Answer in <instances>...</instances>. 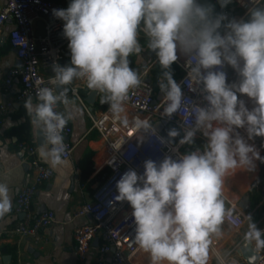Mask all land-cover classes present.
<instances>
[{"label":"clouds","instance_id":"1","mask_svg":"<svg viewBox=\"0 0 264 264\" xmlns=\"http://www.w3.org/2000/svg\"><path fill=\"white\" fill-rule=\"evenodd\" d=\"M229 2L220 0L221 7ZM211 13L210 7L197 0H71L66 9H53L54 17L64 21L70 66L54 64L49 80L54 87L39 88L37 102L28 96L24 103L31 125L44 136L37 149L39 157L54 170L71 167L64 158L67 146L62 135L73 118L67 109V85L80 79L88 89L103 94L101 104H108V111L127 128L125 101L129 91L141 84L129 61L133 53L143 51L139 32L143 31L148 49L164 69L158 80L164 116L170 118L183 107L181 86L170 71L178 51L195 58L188 75L203 85L201 93L207 103L195 110L179 144H194L200 132L207 138L203 150L196 148L175 160L167 156L159 164L147 160L143 174L129 169L116 185L114 200L131 206L134 240L149 255L150 264H208L225 217L232 215L223 198L225 178L240 169L254 170L253 161L264 160L236 131L246 127L249 140L264 137V8L250 9L247 22L230 20L224 25L228 29L224 35L218 29L227 17L213 18ZM225 63L238 73V83L226 82ZM238 93L251 98L255 107L249 110ZM61 103L67 114L56 110ZM131 123L137 130L152 128L147 118L135 117ZM179 135L177 129H170L169 142ZM11 209L9 187L0 182V217ZM246 219L244 241L260 253L264 230L257 228L251 216ZM217 260L218 264H239L219 253Z\"/></svg>","mask_w":264,"mask_h":264},{"label":"built area","instance_id":"2","mask_svg":"<svg viewBox=\"0 0 264 264\" xmlns=\"http://www.w3.org/2000/svg\"><path fill=\"white\" fill-rule=\"evenodd\" d=\"M197 3L213 6L216 10L215 17L226 16L227 19L222 21V24H227L236 10H241L245 15H249V10L253 7L264 6V0H234V5L231 7H221L220 0H197ZM53 9L66 8L49 0H38V2L37 0H1L0 36L5 25L11 22L13 27L7 33V37L19 63L18 67L6 72L2 90L4 93L9 92L14 80H18L20 90L14 98V103H25L28 96L37 102L36 94L39 88L54 87L49 83L51 77L45 78L41 74V70L53 69L54 64H60L62 50L68 46L69 41L63 35L64 21L54 17ZM39 21L44 26L45 35L43 38H36L34 35L36 23ZM194 62V57L187 56L183 62L175 63L181 72L178 84L181 86L184 99L181 110L170 118L163 114V97L161 100L155 101L156 92L153 85L147 80V71L140 74V86L129 91V97L124 105L130 120L127 128L121 126L119 121L108 111L109 108L97 117L90 115L82 98L86 85L83 80L76 79L75 83L67 85L71 96L90 118L91 129L101 142L102 159L98 163L99 168L108 171V174L96 184L91 201L82 205L73 215V217L89 216L92 221L89 226L76 229L73 235L75 252L80 260L86 257L92 243L98 239L101 245L97 251V264H102L107 256L110 257L111 264H134L133 259L139 249L134 240L135 223L131 215L132 208L127 201L114 200V197L118 195L116 185L120 177L129 169L135 170L138 175L143 174L144 162L147 160H153L159 164L167 156L175 160L185 154L183 149L186 144H179V140L184 135V127L189 126L194 120L195 110L199 106H206L207 103L203 100L201 93L203 85L196 84L188 75L189 66ZM241 66H243V62ZM222 70L227 73V83L239 82L238 73L230 65L225 63ZM232 74L237 77L234 82H231ZM237 95L249 110L255 107L251 98L244 94L238 93ZM9 108L10 105H4L0 108V113L5 114ZM56 110L59 111L58 105ZM135 117L147 118L151 125L154 122L165 121L171 129H177L181 133V137L175 142H169L153 127L137 130L131 123ZM237 130L242 136L248 138L246 127ZM70 133L71 129L66 125L62 135L65 137L67 146L64 154V158L67 160L71 158L73 150L67 141ZM161 137L164 138V143L160 142ZM18 150L26 156L31 171V181L18 192L15 198V213L21 215L22 219L16 222L10 233L16 238L29 239L38 243L42 240L43 230L59 224L52 212H46L37 217L32 216L31 213L34 196L39 187L52 179L53 173L36 158L34 147L19 144ZM226 208L232 210V215L225 217L222 226L229 229L230 236H237L248 222L246 216L250 215L229 202H226ZM256 225L258 229L264 230V219L258 221ZM128 237L133 238L128 239ZM243 244H245L244 236L233 251L238 250ZM212 246L214 247L215 244ZM252 251L257 255L256 264H264V251L257 253L253 248ZM241 260L243 264H246L243 259ZM13 264L21 263L15 261Z\"/></svg>","mask_w":264,"mask_h":264},{"label":"crops","instance_id":"3","mask_svg":"<svg viewBox=\"0 0 264 264\" xmlns=\"http://www.w3.org/2000/svg\"><path fill=\"white\" fill-rule=\"evenodd\" d=\"M49 1L64 8H67L71 2V0ZM199 5L210 7L212 9L211 15L215 18L216 10L213 6L209 4ZM233 5L234 0H230L226 6L231 7ZM246 18H250V15H245L241 10H236L231 15V20L239 21V19H242L245 21ZM224 25L226 24L221 23V28L218 29L221 35L226 34L228 31ZM12 27V23L8 22L0 36V108L4 105H10L5 114L0 113V182L8 185L12 201L11 211L0 217V264H13L15 261H19L21 264H97V251L101 245L98 239L92 243L83 260H80L76 255L73 242L74 232L78 228L89 226L92 221L89 216L73 217V215L82 205L91 201V195L96 184L108 174L107 170H100L98 164L102 159L101 142L97 134L91 129L92 124L87 113L75 101L70 94V90H68L67 98L69 104L67 109L73 112V118L67 124L71 129L67 141L73 148L71 158L68 160L71 167H60L54 170L39 157L36 135L37 133L42 134V132H39L38 129L31 125L24 103L13 107L16 104L14 103V98L20 90L18 80H14L9 92L4 93L2 90V82L6 72L19 65L7 37V33ZM138 38L143 51L140 54L133 53L129 57L130 67L136 69L139 75L147 71V80L154 87L156 92L155 101L157 102L164 95L158 85V80L163 78L162 72L164 69L159 65L155 52L148 49V40L143 31L139 32ZM177 55L178 59L171 65L170 71L178 83L181 72L175 63L183 62L187 56L179 51ZM70 63L71 52L66 46L62 50V60L59 65L70 66ZM41 74L45 78L54 76L53 69L41 70ZM231 78V82H234L237 77L232 74ZM73 83H75V80ZM67 88L69 89V87ZM91 92L95 93L92 109L84 101ZM102 95L88 89L85 85L82 98L86 110L92 117L99 116L100 113L109 108L108 104H101ZM33 103L36 102L33 101ZM58 108L59 112L67 114L64 104H58ZM198 135L200 137L203 136L200 132ZM19 144H27L34 147L36 149V158L53 173L52 179L39 187L34 196L31 204V213L32 216L37 217L40 214L52 212L59 224L43 230L41 233L42 240L38 243H34L29 239L16 238L10 233L16 222L22 219L21 215L15 213V198L18 192L31 181L29 164L25 154L18 150ZM257 147L260 153L264 154V137L258 136ZM228 177L225 180L223 189L225 207L226 202L237 205L242 211L251 216L255 224L264 219V170L261 171L258 167H255L254 170L240 169ZM245 197L246 209L244 210L240 205ZM221 228L222 234H225L227 230L229 231L223 226ZM247 230L248 222L244 225L239 235L230 236L229 233L227 237H220L221 241L215 247L216 249L213 246L210 248L208 264H218V250L219 254L225 259L235 258L239 264H243L242 258L238 255V250L233 251V249ZM133 263L150 264V257L147 253L139 250L133 259ZM102 264H111L110 257L107 256Z\"/></svg>","mask_w":264,"mask_h":264},{"label":"water","instance_id":"4","mask_svg":"<svg viewBox=\"0 0 264 264\" xmlns=\"http://www.w3.org/2000/svg\"><path fill=\"white\" fill-rule=\"evenodd\" d=\"M249 20H250V18H246L245 22H247ZM34 35L36 38H43L44 37V35H45L44 26L41 22L36 23V31H35ZM94 99H95V93L91 92L86 97V99L84 100L85 103L90 107V109H92V107L94 106ZM19 105H20V103H16L13 105V107H17ZM166 125L167 124L165 121H160V122L154 123L152 127L156 132L161 133L162 129ZM36 138H37V145L38 146H40L41 144L44 143V137L41 133H37ZM245 202H246V197L244 198L242 204L240 205V207L244 210L246 209L245 208L246 207ZM238 255L244 260V262L246 264H256V262H257V255L252 251L251 246H247L246 243L239 247Z\"/></svg>","mask_w":264,"mask_h":264},{"label":"rangeland","instance_id":"5","mask_svg":"<svg viewBox=\"0 0 264 264\" xmlns=\"http://www.w3.org/2000/svg\"><path fill=\"white\" fill-rule=\"evenodd\" d=\"M236 131L238 132V130L236 129ZM240 134V133H239ZM197 136V138L198 137H200L198 134L196 135ZM195 136V137H196ZM240 136H242L241 134H240ZM245 140H246V142L248 143V144H250V145H253L254 147H255V149H256V151L257 152H259V154H260V156L262 157V158H264V154H262V153H260V151H259V149H258V147H257V143H258V136L257 137H254L252 140H249L247 137H245V136H242ZM201 139H203V140H206L207 138L206 137H204V136H202V137H200ZM202 151V150H201ZM253 163H254V165H255V167H258L259 168V170H264V160H254L253 161ZM229 177L227 176L226 178H225V180H227ZM227 230V229H226ZM229 231L227 230V232H225V234H222V236H221V238H223V237H227V235H229ZM221 238H218V239H215L214 240V244H215V246H214V248L216 247V246H218L219 245V243H220V241H221ZM225 239V238H224ZM216 242V243H215ZM216 249V248H215ZM221 251V250H220ZM218 253H219V250H218Z\"/></svg>","mask_w":264,"mask_h":264},{"label":"trees","instance_id":"6","mask_svg":"<svg viewBox=\"0 0 264 264\" xmlns=\"http://www.w3.org/2000/svg\"><path fill=\"white\" fill-rule=\"evenodd\" d=\"M171 129L170 126H165L163 129H162V136H164L167 140H170V138L168 137V132L169 130ZM180 133V132H179ZM181 137V133L179 136L175 137V138H171V141L172 142H175L177 140H179ZM207 142L205 140H202V139H196L194 144H191V145H188L186 144L184 146V149H183V152L184 153H187V152H190V151H193L195 150L196 148H200L201 150L203 149V146L206 144Z\"/></svg>","mask_w":264,"mask_h":264},{"label":"bare ground","instance_id":"7","mask_svg":"<svg viewBox=\"0 0 264 264\" xmlns=\"http://www.w3.org/2000/svg\"><path fill=\"white\" fill-rule=\"evenodd\" d=\"M242 62H243V61H241L240 63H242ZM196 139H200V137H198V138L195 137L194 140H196ZM206 142H207V141H206Z\"/></svg>","mask_w":264,"mask_h":264}]
</instances>
